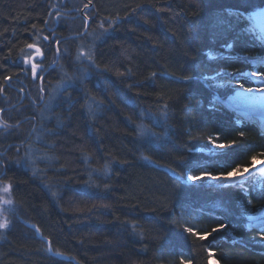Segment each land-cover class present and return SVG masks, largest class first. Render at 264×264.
<instances>
[{"label": "trees", "instance_id": "1", "mask_svg": "<svg viewBox=\"0 0 264 264\" xmlns=\"http://www.w3.org/2000/svg\"><path fill=\"white\" fill-rule=\"evenodd\" d=\"M62 1L0 0L1 117L18 125L0 129V190L11 201L0 264H264V231L245 228L264 208V179L211 178L264 160L260 130L216 99L227 95L218 83L253 71L240 58L264 57L247 29L264 0H92L86 36L79 13L53 35L49 13ZM72 2L80 11L88 0ZM115 16V31L99 36V21ZM27 43L45 49L43 81L24 71ZM83 44L94 45L95 67L78 62ZM58 66L72 85L48 105Z\"/></svg>", "mask_w": 264, "mask_h": 264}, {"label": "rangeland", "instance_id": "2", "mask_svg": "<svg viewBox=\"0 0 264 264\" xmlns=\"http://www.w3.org/2000/svg\"><path fill=\"white\" fill-rule=\"evenodd\" d=\"M264 10H261L260 12L256 13V14H251L247 17V21L249 22L247 29L248 31L252 34V36H257L259 39L262 40V42H264V29L259 25V23L257 22V16L262 13ZM260 18H264L262 15L258 16ZM91 23V22H90ZM90 23H88V28L90 27ZM94 38L98 37L96 34L92 35ZM83 46V50L85 52L88 51V48H86L85 44L81 45V47ZM229 50V49H227ZM61 54L58 57L59 60L61 58ZM223 59H233L232 57H230V53L229 51H227L226 54H224L222 56ZM39 59V58H38ZM240 61L243 62H247L249 63L252 67H253V71L249 72L247 74H241L240 76H237L233 81L226 83V84H222L220 85L218 83L217 87L220 88L221 90L226 89L227 95L225 96L224 99H221L219 97H216V99H218V101L222 102L224 104V110L228 113V114H232L236 119L248 123L250 125H253L255 127H257L258 130H260V134L264 136V123L262 120H260L259 118L253 116L251 113L249 112H243L242 110H239L235 107H231V102H233V96L235 94V87H238V89L240 90H244V91H250L251 89H253V85L254 83L258 82V81H262L264 83V75L261 74L257 69L260 67H264V57H242L239 59ZM78 62L82 63H89L85 60H78ZM58 65V62H56L54 64V66L51 68V70L55 69L56 66ZM30 67V66H29ZM58 69H60L59 71V82L58 84L55 85L53 91L50 94L49 97V102L48 105L50 103L53 102V100L55 101V99L61 94V92H63L64 90H66L67 88H69L72 85V81L70 80V78L67 77L66 73L63 74V70L61 68V66H58ZM81 72L84 73L85 77L88 76L87 70L85 69H81ZM256 72L259 73V75L253 76L252 73ZM63 75V76H62ZM231 76L229 73H224V74H220L218 76V81H222L224 79H227L226 77ZM247 81V83L251 86L250 88H246L244 86L243 81L245 82V80ZM242 85V87H241ZM53 97H55L53 99ZM1 117V116H0ZM256 175L258 176V179H264V160H261L257 163V165L254 168L249 169L247 172H245L244 174L241 175H234L237 176V182H231L228 180H218L219 182H225L227 185H235V184H239V183H243L245 182V180H247V178H249L250 176ZM9 199V193H5L4 192V188L2 190H0V200H1V206H0V212L2 214H4L3 212L5 211V207H9V205H6V203H4V201H8ZM264 210V208H262L257 214L253 215V216H248L246 218V224H245V228L249 231H257V232H263L264 231V216L261 215V212ZM3 221V220H2ZM220 234H224L223 230L219 231ZM233 239H235L233 237Z\"/></svg>", "mask_w": 264, "mask_h": 264}, {"label": "snow or ice", "instance_id": "3", "mask_svg": "<svg viewBox=\"0 0 264 264\" xmlns=\"http://www.w3.org/2000/svg\"><path fill=\"white\" fill-rule=\"evenodd\" d=\"M90 6H92V0H88V3H85L83 5V9H88ZM53 7H55V5H53ZM137 7H140L139 5ZM136 9H133V12H135ZM49 15H51V13H49ZM56 16L59 17L60 16V12L57 11L56 12ZM123 18L120 17V16H115V17H105L103 19H101L99 21V28L101 29V32L99 33V36H104V35H107L109 33V31H115V28L118 24V22H120ZM89 20H91L92 22H96V16L93 15V14H88V13H85L84 14V17H83V27H84V32L81 33L80 35L81 36H86L88 33H87V29H88V23H89ZM145 23H147V21H145ZM107 25V27L105 26ZM32 28L35 29L36 28V25L33 24L32 25ZM54 30H53V35H54ZM99 36L97 38H99ZM40 40L42 41H49V36H41L40 37ZM56 44H60L61 41L57 40L55 41ZM26 48L27 49H30V50H34V52H30L28 54H25L22 56V63L24 65H28L30 66L29 68L27 69H24V71H30L31 72V76L32 78L35 80L37 78H39L41 81H43L44 77L43 75H41L40 73H43L44 72V68L42 66V60H39L38 58H41L43 57L44 53L42 51V48L41 46L38 44V43H27L26 44ZM23 49H21V52L23 53ZM57 51V54H60V49L57 48L56 49ZM126 51V50H125ZM65 54H67V49H65ZM94 56H95V52H94V45L92 46H88V51L85 52L83 50V46L81 47V50L78 52V55H77V60H85L87 62H89V65L90 66H93L95 67V59H94ZM53 63L55 64V61H53ZM117 76H124L125 74L122 73V72H117L116 73ZM153 76H155L156 74L153 73L152 74ZM253 76H256V75H259V73H256V72H253L252 73ZM12 79L11 76H4L3 77V80L4 82L7 84L10 80ZM183 79L185 80H188V79H191V77H188V76H185L183 77ZM131 87V85L129 86ZM242 87V85H241ZM44 88L41 87L40 88V92H44ZM21 91H23V89H21ZM4 92V88L2 86H0V93H3ZM55 97H53L54 99ZM91 102L92 103H95L97 105V107H100V103L96 101L95 97H92L91 98ZM167 107V105L165 106ZM4 109L0 108V112H3ZM89 111H91V107L89 105ZM18 126V125H17ZM17 126H14L12 124H9L8 121L6 119H3L2 117H0V129H4V130H10V129H13L14 127H17ZM9 134H11L9 132ZM241 135H243V133H241ZM209 142L213 144V146L217 149H226V148H229L230 146L229 145H224V144H216L214 141L211 140V138H209ZM189 152L193 151L192 148H189L188 149ZM196 151H203V148H198L196 149ZM209 151H211V149H209ZM87 158V157H85ZM253 161H255V157H253ZM248 169H240V168H236L233 170V172H228L227 175H220V176H212L211 178L213 180H228V181H231V182H234L236 183L237 182V176H234V173L236 174H241L243 172H247ZM35 174V173H34ZM188 179L190 181H195V180H199L200 177H197V176H193V175H189L188 176ZM240 186L242 187V184H240ZM10 191V188L9 187H5L4 188V192L5 193H8ZM52 195L55 197L56 196V193L53 192ZM4 203H11V201H4ZM9 227V222L7 220H5L4 222L0 223V228H3V229H6ZM221 227H223V225H221ZM186 231L188 232H192L193 230L191 228H187L185 229ZM37 232H39V229L36 230ZM217 231V229H213V232ZM210 235V233H209ZM201 240L205 239L206 237L205 236H200L199 237ZM262 239H264V237H262ZM50 250V249H49ZM210 257H211V253H209ZM180 264H185L184 260L182 259L180 261Z\"/></svg>", "mask_w": 264, "mask_h": 264}, {"label": "bare ground", "instance_id": "4", "mask_svg": "<svg viewBox=\"0 0 264 264\" xmlns=\"http://www.w3.org/2000/svg\"><path fill=\"white\" fill-rule=\"evenodd\" d=\"M260 15L264 17V11L258 16ZM258 16L256 20L264 29V18H260ZM90 22L91 20H89V23ZM253 87L254 88L250 91L240 90L238 87H235L236 89L233 96V102H231V107L233 106L243 112H249L253 116L262 120L264 123V83L262 81H258L254 83ZM261 215L264 216V210L261 212Z\"/></svg>", "mask_w": 264, "mask_h": 264}, {"label": "flooded vegetation", "instance_id": "5", "mask_svg": "<svg viewBox=\"0 0 264 264\" xmlns=\"http://www.w3.org/2000/svg\"><path fill=\"white\" fill-rule=\"evenodd\" d=\"M72 1L73 0H63L61 2L62 3L61 7L53 8V10L51 11L50 18L52 16H54L53 17L54 23L52 25H50L51 26L50 28H48L49 33L53 34V30H54V33H55L57 31V29L59 28V26H60V22H62V21H73L74 19L78 18V13L84 16V14L87 11V9L81 8L80 11H79V9H76L74 7L75 5H73ZM85 1L87 2V0H85ZM68 7H70V8H68ZM57 11L60 12V16L59 17L56 16V12ZM74 15H76V16H74ZM57 47H58V44L55 45L56 49H57ZM32 51L34 52V50H32ZM42 51H43L44 55H43V57H41L39 59H43L44 56H45V49H42ZM44 75H46V74H44ZM24 99H25V93L23 94L22 102L24 101ZM3 112H0V116L2 115Z\"/></svg>", "mask_w": 264, "mask_h": 264}, {"label": "water", "instance_id": "6", "mask_svg": "<svg viewBox=\"0 0 264 264\" xmlns=\"http://www.w3.org/2000/svg\"><path fill=\"white\" fill-rule=\"evenodd\" d=\"M59 257L61 258V259H64V260H69L68 258H66V257H64V256H61V255H59Z\"/></svg>", "mask_w": 264, "mask_h": 264}]
</instances>
